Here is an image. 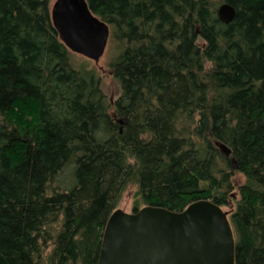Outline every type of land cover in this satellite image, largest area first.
<instances>
[{
  "label": "trees",
  "instance_id": "trees-1",
  "mask_svg": "<svg viewBox=\"0 0 264 264\" xmlns=\"http://www.w3.org/2000/svg\"><path fill=\"white\" fill-rule=\"evenodd\" d=\"M85 1L109 26L111 105L50 0H0V264H96L133 179L142 205L226 206L234 264H264V0Z\"/></svg>",
  "mask_w": 264,
  "mask_h": 264
},
{
  "label": "water",
  "instance_id": "water-1",
  "mask_svg": "<svg viewBox=\"0 0 264 264\" xmlns=\"http://www.w3.org/2000/svg\"><path fill=\"white\" fill-rule=\"evenodd\" d=\"M216 15L228 23L234 9L221 3ZM50 19L69 51L98 61L109 26L85 0H53ZM218 145L227 156L229 149ZM234 246L226 211L208 199L190 202L179 211L152 205L135 211L115 208L104 224L96 264H234Z\"/></svg>",
  "mask_w": 264,
  "mask_h": 264
},
{
  "label": "rangeland",
  "instance_id": "rangeland-1",
  "mask_svg": "<svg viewBox=\"0 0 264 264\" xmlns=\"http://www.w3.org/2000/svg\"><path fill=\"white\" fill-rule=\"evenodd\" d=\"M52 1L53 0H50V4L52 3ZM111 54H112L111 45L109 43V40H107V44L104 49V52L97 62H93L90 59H87L79 54H74L75 56H73L72 58V61L74 62V64H77L79 61L87 62L89 66H91L93 69L96 70L100 78V89L104 95L105 101L107 102V104L109 103L110 105L112 104V101L116 98V96L119 94V83L110 73L109 62H110ZM207 65L208 64L205 65V68H208ZM189 131L190 130H188V132ZM190 135L192 136L193 134H190ZM194 139L195 138L192 137L193 141ZM196 141H194V143ZM230 180L233 183H239L240 181H242V175L240 173H233L230 176ZM235 191H236L235 189H231L230 194L234 193ZM135 205H137L138 208L143 206L140 201L138 192H137L136 182L133 179V181L132 180L129 181L125 185L123 190L120 192L118 199L116 201V204H115V208H118L124 211H131V208ZM221 208L223 210L228 209L226 206H221ZM51 235H52L51 239H53V236H54L53 233ZM50 242H48L41 251L40 256L43 260H45L46 257L48 256Z\"/></svg>",
  "mask_w": 264,
  "mask_h": 264
}]
</instances>
